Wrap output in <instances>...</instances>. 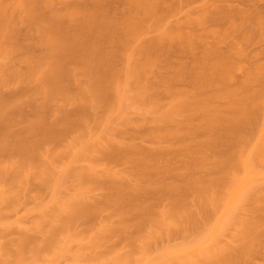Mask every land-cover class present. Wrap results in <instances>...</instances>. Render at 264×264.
Wrapping results in <instances>:
<instances>
[{
  "label": "bare ground",
  "instance_id": "bare-ground-1",
  "mask_svg": "<svg viewBox=\"0 0 264 264\" xmlns=\"http://www.w3.org/2000/svg\"><path fill=\"white\" fill-rule=\"evenodd\" d=\"M172 1L177 3V4H179L178 2H180V0H172ZM181 2H182V0H181ZM129 3H131V7H133V8H132L131 12L129 13L131 17L129 18V16H128L129 14L127 15L128 20L126 19L127 23H126L125 29L123 31H125L124 33H126V36L124 39L125 40L130 39V40L128 41V43H126V41H125L126 44L124 43V47L122 48V51L124 52L122 54L125 55V59H126L124 61L126 63V66L124 68L122 67L121 69H118V68H116L117 65H115V67L111 65V60H110V63H108L110 57L112 56L111 54H108V53L106 54V55H110V57L108 56L109 59L107 57L108 62L105 61L104 58H106V57L104 56V54L103 55L100 54L101 57L100 58L96 57V58L99 61V68L104 66L103 67L104 71L101 69V71H100L101 75L100 74L98 75V74H96L98 68H97V65L94 66L95 62L93 61L91 54H89L91 57L89 55H87V57L89 56L90 59L93 61V63H91L90 61L88 62V60H87V62L91 63V65H92V67L90 69L91 74H92V72L94 73V71L97 69L95 72V75L98 77L96 78V76H94L95 78L93 79V81H96L95 79H98L95 84H97L98 87L100 84V87L98 90L99 94L93 92L96 89H94V90L92 89L93 91L91 90V92H93V93H91V94H94V95L96 94V96L98 95V97H96V98L100 99L99 98V96H100L101 100L103 99L102 101L104 102V105L103 104L102 105L104 107V115H102L103 108L100 107L99 109H101L100 112H101L102 117L100 115V117L98 118V116H99L98 114H97L98 116L95 114L97 116V118H95V116L92 117L91 112L94 110V108L91 106L93 108V110H92V108L89 107L88 104H90V103L86 104V106L88 105L89 109H88V107L84 106L85 102H86L85 100H87V98H88L86 95L90 94V93H88V91H87V94L83 93L85 90L84 89L85 86H83V84L81 85V83H78V82H80L78 80V78H79L78 74L79 73L76 74L77 71H76V69L73 68L72 65H70L71 67L69 66L71 69L69 67H67L68 66L67 64L71 63L70 61L69 62L67 61V63L66 62L62 63L63 66H64V63L66 64V66H64L65 68L61 65L59 66V68L61 67L60 69L64 68V69H66L67 72L64 69L63 70L65 73L62 72L63 70L58 69L62 72V73L61 72H59V73L65 74L66 76H68V78H67L64 75V77L67 79H65V80L63 79L65 81V83L67 81L68 86H67V84H64L63 80L61 81L62 82L61 84H63L65 86V88H64V86L62 87V85L60 86V84L58 85L61 87V91L63 88L62 93L60 92V87L57 86V88L59 89L58 91L60 92L59 94H62V95H59L56 92V90H57L56 87H54V88L51 87V89H50V87H47L50 89V92L52 90L51 93H53L54 90L56 89L55 90L56 93H54L55 96L57 94L58 98H61V99L63 97H65L62 100H65L67 98L66 99V100H68L67 103H70V104H73L75 101H78V97H79V102H84L83 106H80V104L79 103L77 104V102L74 104L76 106L79 105L80 109H83L82 111H84V109L86 108L87 109V110H85L86 114L89 115V111L92 110L90 112L91 116L90 115L89 116H90L91 120L93 119L92 121L94 122V124L91 125V123L86 121V123H85L86 128H85V126H84V128L83 127L79 128V126H80L79 124L81 122V121H78L79 119L77 120L79 122L78 127L76 125V122H74L75 120L74 121L71 120L72 117H73V119H77V117L78 118L82 117L78 114L79 111H78V113L76 112V109L74 110L73 114L69 117L70 119L67 117V119H69V120L66 119V121L64 122V120H65L64 119L59 123L60 125H62L61 123L64 122V124H65L68 122V125L70 124V127H71V128L68 127V129L70 128L69 130L71 131V133H73V131H75V129H74L75 126L77 128V130L75 131V133L77 132L76 136L72 135L74 137V139H73L74 141L71 139L72 141L70 144L69 143L70 140H69V142H67L69 145L66 143L67 145H65L66 147H64V148H66V151L69 152V153H67L69 158L71 160L74 159L75 162H76L75 159L77 158L78 159L76 162V164H77V163H79L78 161L81 160L82 157H84V155H82V154L87 155L86 156V158H87L91 154H92V156H95V155L97 156V154L99 153L101 155L102 161L105 162V165L103 163H102L103 165L101 163L95 164V162L93 161L94 162L93 166H89L88 163L90 165H92V162L90 163V161L88 162V160H87V163H86V167L88 165L87 171L86 172L84 171V173L82 171L81 173H83V175L82 174L80 175V173L78 174L79 176L83 177V178L81 177L82 178L81 179L78 176L80 179L78 178L79 180L77 182H78V185L81 183V185H79L80 188H78L79 186L75 185L73 193H76V192L77 193L75 195L73 193H71L74 196L69 195L70 197H66V196H61L63 194L60 193L61 186H63L62 184L64 183V179H65L64 177L66 176V174H65V176H63V172H66L67 170L69 171V169H70L69 167H71L73 165L75 166L74 162L72 165V164H70L71 163L70 159L67 160L68 162H70L69 163L70 166H69L68 162L65 160H64L65 164H63V162L59 163L60 162L59 161L58 163L61 166H58L59 164H57L56 161H53L54 160L53 156L55 155V153H56V155H59L60 153H62V152L58 153V151H63L60 149H56L55 151H57V150L58 151L53 153L54 154V155L52 154L53 156L51 155L52 161L47 160L50 162V166L52 165V163L57 164V166L59 168L58 170H57V166L54 164L53 165L55 166L56 170L55 169H54L55 171L53 169L51 170V168H54V166L49 168V165H48L49 162H46V159H45L44 162L48 163L47 164L48 168H49L48 172H49V170L54 171L52 173L54 176L56 174L58 175V173H56V172H60V174L62 173L61 175L63 177V180H62V178H60L61 175L60 176L56 175L57 177L60 178V179L59 178L57 179V181H59V183H60L58 185L57 184L58 182L57 181L55 182L56 179H52L51 182L49 181L50 180L49 177L52 176L51 174H50V176H49V174H47L48 176H46V175L44 176V174L42 172H40L41 175H43V179H42V177L40 178L41 182L43 180H45L44 177L45 178L48 177V179H49L48 180L46 178V180H45L47 183L46 184V186L48 188L47 190H49V188H50V191L52 190L51 192L49 191V193H50L49 197H51L53 190H56L55 188L57 187V185L58 186L61 185L59 187L60 189L57 188L59 190L60 194L57 195V191H54L56 194L54 193L55 195L54 196L52 195L53 196L52 199L55 200L54 203H55V206L57 208L56 207L52 208L53 212H51V213H53V214H51L50 216L53 217L52 218L53 220L50 221L51 224H49V221H47V223L46 222L43 223L44 219L42 217H46V216L42 215L41 214L42 212H38L42 216L39 215V217H38L39 219L37 220L38 222L36 221L37 223L36 222L34 223V225H36V227H34L33 229L37 230V231L40 229L38 235L42 234L39 236H41V237L43 236V239H41V237H38V236H37L38 237L37 239L40 238L41 240L40 239L39 240L42 241V243L39 241L41 243L40 245H37L38 243L36 244V242L31 244V243H29V240H28L29 238H27L28 236L26 234L21 235V237L18 240H16L14 243V246H15L14 253L15 254L13 253V255L16 257L15 258L16 261H14V262H16V264H25L23 262L24 261L23 259H25V260L30 259L31 261H33L32 262L33 264H72V263L73 264H117V263L118 264L119 263L120 264L121 263L127 264L130 260L132 261V258L128 261V259H124L123 257L127 258L128 254H130L132 256V253L136 252V251L131 252L132 250L133 251L135 250L134 245H136V246L140 245L141 248H139V250H141V251L138 250L137 252L139 253V255L141 254L140 255L141 258L143 257L142 262L140 260L141 259L140 256H138V253H137V255H135V256H138V258L135 256H132V257H135L134 258L135 262L133 261L134 262L133 263L130 261L129 264H132V263L133 264H145V263L147 264V262H148V264H150L151 259L149 260L148 257L153 258L152 256H150L151 254H149V252L151 251L150 250L151 248H148V249L146 248L148 251L149 250L150 251L149 252L146 251L147 253H145V248L143 246L146 243L144 241L143 245H141L142 239L139 240V238L142 237L140 235L142 233V231L145 232V233L143 232V234L145 236L151 237L152 236L151 234L153 231L151 232V230H149V229H151L150 227L153 224L155 225V224L159 223V224H161V226H163V225L165 226V228L161 227L162 229H164L163 233L165 235H160L159 234L160 231L157 233V235L159 234V236H168L171 233L167 234L165 232L172 230L171 225H173V224L175 225L177 222L178 223L182 222V221L184 222V220H186V221L191 220L190 222H188L189 226L192 225L193 222L197 223V221H198V225H200L202 222L205 221L207 223V221H208L207 224L210 226L208 227L207 224H205L207 226L208 230L205 228L206 226H204V225H202V227L201 226L197 227L198 225L194 224L193 226L189 227L192 229H197V228L204 229L205 228L204 231L207 230V232L204 233V235L209 234L208 237L205 236V238H204L205 241L200 240L201 238L199 239V241L201 243H202V241H204L202 244L199 242L200 243L199 247L196 246V244L194 245V243H192V244L189 243L191 245L185 244V247H184V245L181 246L179 251L176 250L175 248L173 249L172 247H169V248L166 247V249L167 248L171 249V251L170 250L168 251V249H167V251H168L167 255H171V254L173 255L174 252L177 253V254H174V258L172 257V255L170 256V258L165 255L166 258H168L166 260L170 261L169 263H171V261H173L171 259H174V261L177 259L179 261V263L176 260L175 264H201V261L207 262V264H264V193H263V195H261L262 194L261 191L259 194L262 197L261 196L260 197L255 196L256 199L254 198L255 199L254 201H258L261 198L258 201L259 202L258 205H256L257 202H255V205L257 206L258 209L261 208L260 209L261 211L257 209V211H260V212L255 213L256 215L254 214V216H252L253 214L250 215V216H252L251 217L252 219L250 218L251 219L250 221L248 219V221L245 224H244L243 220L246 221L248 217H243L244 219L241 218L242 220H240V222L243 221V224H242L243 227H241V225H240V227L242 229H239V228L237 229L238 223H240V222H238V221H237V223L235 222L236 223L235 225H237V226H235V231L241 230L240 233L238 231L236 232L237 234H239V237L241 238V239L239 238L241 240V243L238 242L240 244V246L238 243H232L233 240L235 239L234 238L235 235H234L232 237L233 240H232V242H229V245H231V243H232V245L237 244L238 245V246L236 245L237 248H235L236 246L233 245V246H235L234 250H231L232 247L228 248L229 245H227V246L224 245L225 247H227V251H224V249H225L224 248L222 250V253H221V251H218L217 249H215L217 247V246H215L217 244L216 243L217 241H216V239H214L215 238L214 232H217V230H220L219 228L222 229V227L225 223V222L223 223V221H225V220H223L222 221L223 225H222V223H221L222 219H224V218H228V220L231 219V215H230L231 213L230 212H228L230 215V218L224 217L227 213V210L231 211L228 209V207L230 205L232 206V203L235 200L242 199L239 197H245L244 195H246L245 189H247L246 188L247 185L250 184L249 182L252 181L251 179L255 178L254 176L257 177V174H258L252 166H251L252 168L250 167L249 162H251V161H249L250 160L249 155L251 154V150H250V154H248L246 151V148L244 146V145L248 146V144H247L248 142L247 143H244V142L247 140L246 137H248V135H249V131L248 132H246V131L250 130L251 127L253 128V126H251V124L254 125L253 123H256L253 120H255V118L260 117L261 112L257 113V111H259V110H257V108H256V111L252 110V108L254 107L253 104H252L251 109L248 108V104H249V107H251L250 104L253 103V101L251 102V100H250V98H251L250 94H246V96L249 95V102L250 103H248V101H247L248 99H246L248 97H245V95L242 96L244 90H241V89H242V87H244V85L240 87L241 89L238 87L234 88L233 86L230 85V82L232 80V75H231L230 70H232V68H237L238 70L244 69V66L242 65V59H240L242 56H239V55L236 56L235 55V56H233V58H232V56L223 57V56H220L219 54H217V52L215 50H212L209 47H205L204 50L202 51L201 58H197L194 61L193 67L191 68V71H189V69L187 67H185L186 66L185 64H184L185 66L182 65L181 64L182 62L180 63L181 66L179 65V68H175V70H173L172 72L169 71V72H171L170 74L168 72L166 73L167 67L165 68V71H164L165 73H162L163 71L160 69L162 72L159 73V71H158L159 75H158V73H156L158 78L156 77L157 81H155V82L162 83L164 86V93L166 94L165 95L166 101L162 102L161 98L159 97L160 92H157L160 90V88H159L160 86L158 87L159 90H154L156 88V86H154V85H157L158 83L152 85V86H154V88H152L151 85H149V82L152 80L150 78V76L153 75L151 77H154V80H155L156 75L154 76V73L157 72L156 69L158 67V65H157L158 61H159V63H161L160 59L163 57L161 60H164V57H165L164 55H166V53L168 51L170 52L169 54H172L173 52L171 53V50L173 47L171 48V50H165V48H164L166 45L165 44L163 47L164 49L161 48L160 46H158V43H156V41L154 40L155 35H153L154 37H152V38H154V39H151V42L155 43L157 46L156 45L154 46L152 43H150V41L148 42L149 44H147V43L142 44L141 42L145 37L140 42V39L145 34L146 30L149 29V27H148L149 23H148V25L144 24V21L146 19L142 21L141 14L144 15L143 17H146V15H147V18L149 17L148 21L152 20L149 22H152L153 24H155L154 26H156V28H155V27H153V24L150 23V24H152V27H153L152 31L154 33L151 30H149V31H151V33H153V34H156L158 38L161 36V34H163V35L166 34L168 39L171 41V42H169V40H168V43L173 42L172 46H174V43H175L180 48H184V49L188 48L189 50H191V48L193 46V40L194 39H193V36H191L192 35L191 33L182 30L183 27L181 28L179 26L182 23L178 24V27L176 26V28H174V26H173L172 30H171V28H170L171 26H170L169 27L170 31L167 30L168 26L166 24H167V22H168V25L170 24L168 19H170L171 15H172L171 14L170 18L167 19L166 17L169 16V15H167V13L170 14L171 12H174V15H175V12H176L174 9L171 8L172 7L171 5L165 6L167 13L164 10V12H165L164 14H166V15L163 17L162 15H158L159 12H157V10H156L157 5H158L157 0H130ZM180 5L181 4H179V7H180ZM175 7H174V3H173V8H175ZM181 8L182 7H180V11H181ZM177 11H179V10H177ZM180 11L178 12V14L181 13ZM184 11H186V10H184ZM184 11L182 13H187V11L186 12H184ZM188 16H190V15L188 14ZM87 17L88 16H86V21L88 19ZM185 17H183V18H185ZM91 19L93 20V22L95 21L93 18H91ZM189 20H190V18L188 19V21ZM192 20L194 21V19H192ZM197 20H198V23H201V21H199L198 18H197ZM90 21L88 20L89 23H90ZM98 21H99V25H100L101 21L100 20H98ZM93 22H91V24ZM186 22H187V20H186ZM94 23H96V21ZM102 23L103 22H101V24ZM108 23L110 24L111 22H108ZM91 24L89 25V27L94 25V24H92V25ZM97 24L98 23H96V26H98ZM187 24L188 23H186L185 26ZM182 25H184V23ZM86 26H87V24H86ZM107 26L109 28L107 34H109L110 33L109 31H111L112 28H110L108 24H107ZM107 26L105 25V27H107ZM84 27H85V24H84ZM93 27H90V28L92 29ZM112 27H115V26L112 25ZM121 27H122V25H121ZM154 28H155V31H154ZM85 29L88 30L89 28L86 27V28H84V30ZM89 30H88V32H89ZM115 30H116V28H115ZM82 31H81V33L86 32V31L85 32L84 31L82 32ZM112 31H114V28ZM112 31H111L112 34H117V32L113 33ZM155 32H157V33H155ZM148 33H150V32H147V34ZM43 35H44V33L42 34V36ZM127 36H128V38H126ZM46 37H42V40H44L47 43L48 40H45V39H48V38H46ZM108 37H109V35H108ZM115 37H116V35H115ZM115 37L113 35V40L114 41L116 40V42H119V41H117L118 39H115ZM165 37L166 36H164L163 41L167 40V38H165ZM111 38H112V35H111ZM118 38H119V36H118ZM160 38H162V37H160ZM160 38H159V41H161ZM124 39H122L123 42H124ZM122 40H121V42H122ZM114 41H111V43H114ZM121 45H123V44H121ZM177 45H175V47ZM161 46H163V45L161 44ZM170 47H171V44H170L169 48H167V45H166L167 49H170ZM178 47H176V48H178ZM115 48H117V46ZM112 49H114V48H112ZM119 49L116 50V52L121 50V49L120 50ZM69 50L66 51L67 52L66 55L68 56V54H69L70 57L73 59L76 58V56H74V53L73 54H72V52L70 53ZM114 51H115V49H114ZM179 51H181V49ZM95 52H97V51H94V53ZM117 53H119V52H117ZM239 53H241V52H239ZM71 54L74 57H72ZM97 54H99V53H97ZM116 54H115V56H117L120 59V57ZM119 54H120V56H122L121 53H119ZM45 56L41 57V59L42 60L47 59L46 58L47 56L46 57ZM115 56H114V58H117ZM81 57L84 58L85 56H81ZM166 57H167V55H166ZM102 58L104 60H102ZM122 58H123V56L121 57V59ZM39 59H37V61ZM41 59L39 60L40 63L43 62V61H41ZM78 59H79V57L77 58V60H75V59L74 60L79 61ZM37 61H35L36 64H39V62L37 63ZM46 61L43 62L44 63L43 65L47 64ZM124 62H122V63L125 64ZM163 62H165V60ZM29 63L32 64L31 61ZM29 63H27V66L29 65ZM106 63H108L110 65L106 66ZM33 64H32V67L33 68L36 67V69H38V70L35 71L34 69L30 68L29 66H31V65H29L28 66L29 71H30V69H32V71H31L32 75L35 74V73H33L34 71L36 73L39 71V68L37 67L38 65L36 66ZM83 64L85 66V63H83ZM43 65L41 64L40 66L42 67ZM88 65L90 66V64H88ZM3 67L5 68V66H2V68ZM4 68H3V70H1V72H2V76L0 77L1 81H2V77H5V72H3ZM10 68L12 69V67H10ZM68 68H69V70H68ZM93 68H95V69L93 70ZM169 68L172 70V67L169 66ZM73 69L75 70V72L73 71ZM7 70H9V68H7ZM69 71L71 74L69 73ZM73 72L75 75L73 74ZM66 73H68L69 75ZM29 75H27V76H29ZM260 75L261 74L259 72V68L257 65H255L254 68L251 67V69L248 68L245 71L244 80L249 81L250 79H254V78L257 79ZM69 76H71V78ZM72 76L76 77V78L78 77L77 78L78 81L75 78H73ZM99 78H100V82H98ZM74 79H75V82L77 81L76 83L81 85V86H79L78 84L74 85L76 87V89H78L80 87L79 88L80 89V92H79L80 95H79V93L75 92L77 98L76 97H74V98H76L77 100L72 98V96H75V93L72 91H69V89H70L69 84H73L72 82ZM154 80H153V83H154ZM183 80L188 82L189 88H181V89L177 88L175 83L176 82L179 83ZM70 81H71V83H70ZM131 83L133 84V86H135L134 88L130 87ZM151 83H152V81H151ZM66 86L69 88L68 90L66 89ZM94 86H96V85H94ZM163 86H161V88ZM210 86H212L213 88L206 91V92L202 91L204 88H210ZM45 87L41 86V88H43V90L40 88V91L41 90L45 91V89H46ZM98 87H97V89H98ZM94 88H96V87H94ZM158 88H156V89H158ZM65 89L70 93V95H72V93L74 95L69 96V93L68 92L66 93ZM82 89H83V92H82ZM87 89L88 88H86V90ZM46 93H49V91H46V92H44V94H41V95L43 96ZM83 94H84V97L86 96V99H84L83 96L81 97V95H83ZM46 95L51 96L52 94H46ZM90 95H88V96H90ZM94 95H92V96H94ZM55 96L45 98V100L49 99L50 100L49 103L50 102L52 103L54 99H55L54 101L59 100L60 102H63L61 99H58V98L56 99ZM92 96H90L88 98V100L92 101V99H90ZM251 96L257 97V95H251ZM45 97H47V96H45ZM52 98H53V100H52ZM69 98H71V99H69ZM253 99H255V98L253 97ZM66 100L64 102H66ZM70 100L72 101V103L69 102ZM73 100H74V102H73ZM94 100H93V102L96 103V100L95 101ZM93 102H92V104H95ZM51 103L46 104L47 107H49L48 105H51V106L54 105L53 103L52 104ZM57 103L58 102H55V106L59 105V103L58 104ZM98 103H99V101H98ZM100 103H102V102H100ZM100 103H99V105H101ZM125 103H127V104L125 105ZM128 103H131L133 105L135 103L134 107L139 106L138 104L140 103L145 108L144 112L155 114L152 116V118L155 116L152 119V121L150 119L151 122L149 120H147V121L143 120V125L145 123H147L148 121L150 122V124H148L149 126L146 125L147 127L144 128V131L138 132V134H136V136H134V137L132 136L133 140L135 138H144V136L146 138L148 137L155 144V146L153 148L148 149V148H144V147H140V146H136V145H131L132 143L131 144L128 143L129 145L124 144L125 143L124 142V136H123L122 141L120 138H119L120 140H113L114 137L112 138V135H115L113 133V131H115V130L116 131L118 130L120 132L122 131L121 129L120 130L117 129L114 124L120 123L119 120L122 121L120 124V126H121L120 128L126 127V126H123V123H124V125H126L128 123L131 124V122H129L127 119L124 118V110L126 111V113H128V109L130 108V107L129 108L127 107V106H129ZM46 105H44V109H42V110H45ZM133 105H131L132 108H134ZM51 106H50V108H52ZM125 106L127 108H125ZM47 107H46V109H47ZM255 107H256V105H255ZM90 108H91V110H90ZM80 109L78 108L77 110H80ZM140 110L143 111V109L139 106V111ZM82 111L80 112L81 115L83 114ZM87 111H88V113H87ZM263 112H264V110H262L261 117L263 116V118H264ZM42 113H40L42 115V117L41 116L37 117L38 113H36L37 114L36 118H39V120L41 122L38 121L37 119L36 120L38 123H42V125H43L44 123L42 122V118L46 113L44 112V115ZM74 113H76V114H74ZM86 114H84L85 117H86ZM258 114H259V116H258ZM73 115H75V116H73ZM88 115H87V118L89 117ZM255 116H258V117H255ZM253 117H255V118L253 119ZM83 120H82V123L85 122V121L83 122ZM261 120H263V119L261 118ZM137 121L139 122V120H137ZM37 122H36V125L33 124V126L34 125L36 126L35 127L36 129H38L39 125L42 126L41 124H38ZM70 122H74V123L71 124ZM87 123H89L90 125L87 126L86 125ZM140 124H142V121ZM118 125H117V127H119ZM132 125H130V126H132ZM261 125H262V123H261ZM261 125H259V126L261 127ZM263 125H262V127H263ZM49 126H51V125H49ZM49 126H47V125L44 126L45 133L43 134L44 136L42 135L46 141L48 140V138L51 137V136H49L50 133L53 136L52 137L53 139L57 138L54 140L50 138L51 141L52 140L53 141L58 140L59 137L62 138V140H63L67 136V135L64 136L63 134H61L62 130L64 129L63 127H62L63 129L60 128L61 129V131H60V130H58L59 129L58 125H57V128H54L55 127L54 125L51 126L55 130H53L52 128H49ZM133 126L135 127V125H133ZM249 126H251V127L248 128ZM256 126H257V124L254 126V128ZM259 126L257 127L258 128L257 131L258 132L260 131L259 136H257L258 139L262 138V136L264 135V127L260 128ZM35 128L33 130H35ZM45 128L49 129V135H46L48 133L47 132L48 130ZM72 128H73V131L71 130ZM78 128L80 130L84 129L85 131L84 130H83V132L80 131L79 132L80 134H79ZM137 128L141 129L139 126ZM242 128H243V130L246 129L244 131L246 133H248L245 137L243 135V133L245 134V132L242 130ZM259 128H260V130H259ZM141 130H143V128ZM65 131L67 132V130H65ZM241 131H243V133ZM122 132H124V131H122ZM62 133H64V132H62ZM68 134H70V133H68ZM77 134H79V135H77ZM45 135L48 136V138H46ZM62 135L64 136V138ZM21 137L24 139L27 138V137H23V136H21ZM24 139H23V141H26V139L25 140ZM36 139H39V138H36ZM40 139H41V141H43L42 138H40ZM104 139L108 140V141L106 140L107 146L103 141ZM27 140H28V138H27ZM62 140L61 139L59 140L60 143L62 142ZM34 141L36 142L37 140H34ZM59 141H57V143ZM102 141L105 145L102 144ZM29 142H31L30 145L28 144ZM32 142H33V140L30 141V139H29L27 142H25L27 144H24L22 142V139H21L19 141V143H22V145L23 144L25 145V146H21V144L18 145V141H17L16 146L18 145L17 149H19L18 151L21 155L17 153L18 151H17V149H15L16 147L14 148V150H16L17 152H15V151L14 152L16 154H18V156L20 157L19 161H21V163H23L22 161L24 159L27 160V158L30 155H31L30 157H33V158L32 159L29 158L28 163L30 162V160H31V162L32 161L37 162V159H34V158H36L39 147H38V145H36L37 142L36 143H32ZM38 143L42 144V142H39V141H38ZM57 143L55 142L54 144H57ZM93 145H95L97 149ZM101 145H103V146H101ZM20 146L23 147L22 148L23 151H26L29 153L33 152L36 154L31 153V154H29V156H28V153L25 154L26 152L23 154L22 149L18 148ZM57 146H58V144H57ZM89 146H93L94 148H90ZM171 146L175 147L173 150L175 152L174 153L175 157L170 155L173 153L172 152L173 148ZM99 147L103 148V149H99ZM169 147H171L172 149L170 148L171 149L170 150ZM20 149L22 152L20 151ZM34 150H37V151H34ZM247 150H248V147H247ZM64 151H65V149H64ZM64 151L62 154H65ZM248 152H249V150H248ZM93 154H95V155H93ZM67 155L65 154L66 159H68ZM21 156H22V158L25 156L23 160L21 159ZM26 156H28V157H26ZM51 156H49V157H51ZM59 156L58 157L56 156L57 157L56 160L59 159ZM62 156H64V155H62ZM80 156H81V158H80ZM170 156H172V157H170ZM176 156H178V158ZM169 157H170V159H169ZM179 157H180V160L182 159V162L181 161H179L181 163L177 162V165H179V164L180 165L179 166L172 165L170 160L171 159L174 160L175 158H176L175 160H179ZM9 158H11V155L9 156ZM86 158H84V159H86ZM98 158H100L99 155H98ZM98 158H97V160H99ZM63 159H64V157H63ZM82 161H84V160L82 159L80 162H82ZM35 162L33 164L34 166L36 164L35 167H37V168L42 167L43 168L40 161L37 162V163H40V164H38L39 166H37V163H35ZM21 163L19 164L21 170H22V167L25 165H26L25 166L26 168L29 167L28 165H30V167L33 166L32 164L27 165L26 162H24V163H26L25 165H23L24 163L23 164H21ZM127 163H129V166H128L129 170L128 171L130 173L129 176H132L131 178H129L128 174H126L125 172L119 171L117 168L118 165H120V164H122V165L126 164L127 165ZM130 164H131V167L133 168L132 172H130V170H131ZM67 165H68V167H67ZM170 165L172 167H170ZM44 166L46 167L45 163H44ZM99 166H101V167H99ZM4 167L5 166H3L2 168L4 169ZM33 167H32V169H33ZM60 167H62V168H60ZM96 167H99V169H96ZM26 168L23 170L26 171ZM42 168H41V170H42ZM28 169H30V168H28ZM32 169L30 171H28L30 175L32 174V172H31ZM198 169H200V170L202 169L204 172H202ZM41 170H39V171H41ZM43 170L46 172L47 168H45ZM192 170H195V172ZM196 170L199 171L198 173L201 172V174H193V173L197 172ZM210 170H211V172H209ZM3 171H5V170H3ZM252 171H254V172H252ZM253 173H254V175H253ZM19 174H20V172H19ZM23 175H25V177H27V178L28 177L31 178V176H32V175L27 176V173L24 171H23ZM260 176H261V174H260ZM30 178H29V180H30ZM262 178H261V180H262ZM18 179L20 180L21 178H18ZM60 180L63 182L62 184H61ZM80 180L82 182H80ZM22 181L23 180H21L20 182H22ZM26 181L27 180L25 179V183L28 182V181L27 182ZM25 183L23 181V184H25ZM48 183H50V184H48ZM82 183H83V185H82ZM42 184H45V183H42ZM48 185L50 187H48ZM52 186H53V188H52ZM88 186H89V189L92 186L93 190L105 189L106 193H104V197H105L104 199H105L107 204L105 203L104 200H100V201L98 200V202H100V203L95 201L96 204L95 203L91 204L89 202L90 203L89 204L87 202V198L85 197V196H90V195H88V192L90 191L87 188ZM84 189H86V190H84ZM261 190L263 191L264 188H262ZM84 191H86V193ZM17 192H19V191H16V193L14 192V195L18 194ZM83 192L85 194H83ZM242 194H244V195L241 196ZM259 194H257V195H259ZM14 195H12L11 197H13ZM59 196H61L62 198L60 197L61 199H59ZM16 197H18V195H15L13 198H16ZM56 197L59 200H57ZM52 199L50 198V200H49L50 203H51ZM88 200H90V199L88 198ZM166 200L170 201L171 206L174 207V211H172L173 209L171 210L170 208L166 209L167 204L164 205ZM40 201L42 203H44V204L41 203V207H43V205L46 206L45 202H43L42 200H40ZM101 201L103 202V204L105 203V205H103V207H102ZM167 201H166V203H167ZM56 202H58V204H56ZM54 203L52 202L51 205H54ZM238 203H240V202H238ZM238 203H234L233 207H234V205H236ZM108 204H109V206L114 207V210H115V213L113 210H111L109 213L111 214V212H112V214L114 213L113 216H116L117 218L120 217L121 218L120 221L123 219L125 220V218H124L125 216H129V217L132 216V217H130L131 218L130 221H129V217H128L127 223L132 222V220H134L133 222H136V224L131 223V226L136 227V228H133L131 226L129 227L127 225L129 228L134 229V230H130L125 225L126 222L123 223L126 226L127 230H124L125 227H123V225H122V228H120L119 231L121 230V232H122V229L124 228L123 232H125L127 237L123 236V234H122L123 232L121 234L119 232L120 235L119 234L118 235L123 236L124 237V239L122 237L123 240H125L126 238L128 240L130 239L128 242L125 240V242H127L128 244L132 239V242H130L131 245L125 246L127 248H124L123 250L121 248L124 247V245L122 247H120L121 245L119 247L113 245L116 249H114L112 251V255L114 257L112 259H111V255L109 257L107 253L105 255V252H101L102 254L100 255V253L98 252L99 255L96 254L97 257L98 256L103 257L105 255L104 257L108 256L106 258L109 260H106V258H105L106 261L104 262V258L102 260V259H99V257L97 258L94 255V256H92L93 259H94V257L99 259L98 262L96 259L97 263L96 262L94 263L90 259L91 256H90V258L88 257L90 260L86 258L89 253H84V251H82V247L87 246L90 243V241H88L87 244L84 242L86 240L83 241L84 235L82 236V233L80 231L81 229H77L80 232L76 231V229H74V224L78 226V224L76 223L77 220L79 223V220L82 219L81 221H83V222L85 221L86 224L88 225L87 227L92 229L90 226L94 223H97L95 225L98 226V228H97L98 230L95 231L96 230L95 225H93V230L95 232L92 230V236L96 237V238L98 237L97 238L98 241L99 240L101 241V239H102L101 235H104V233H105L104 236H106L108 238L109 236H107V235H110L109 233H111V231H109V229L111 230L112 226H110V228H109V226H105V220L107 218L105 217V215L103 216L104 217L103 218V217H101L102 214L101 213L99 214L100 210L102 211L105 208L104 206H106V205L108 206ZM38 205L39 204H36V206H38ZM91 205H95V206H91ZM34 207H33V209H36V207L35 208ZM38 208H40V207L38 206L36 211H39ZM101 208H103V209H101ZM194 208L197 209L196 215H198L197 216L198 219H199V217L203 216V218H205L204 220L202 218L199 221L196 218V222L195 221L192 222V220H194L196 217V215H195V217L193 216L196 213L194 211L195 210ZM44 209H45V207L43 208V210ZM40 210L42 211V209H40ZM108 210H110V209L108 208ZM213 210H214V212H213ZM200 211L202 213L203 212L204 213L202 214ZM193 212H195V213L193 214ZM206 212H208V213H206ZM109 213L106 215L107 216L110 215ZM213 213H216V214H213ZM43 214H45V213L43 212ZM200 214H202V216ZM211 215H213V216L217 215V217H215L214 219L212 218V221H211V219H210ZM50 216H49V218H50ZM113 216H112V220L114 219ZM108 217L111 218V216H108ZM110 218L106 224H108L109 222L111 223ZM132 218H134V219H132ZM126 219H127V217H126ZM115 220L116 221L113 222V224H111L114 226V229H112V231L115 230V227H116L114 224L117 222V219H115ZM213 221H214V223H212ZM226 221H227V219H226ZM110 223L108 225H110ZM220 223H221L222 227L219 226ZM44 224H45V227H42V226H44ZM46 224L51 225V226H48ZM116 224L118 225V222ZM147 225H149L148 226L149 229L147 231H145L147 229V227L146 228H144V227ZM154 225H153V227H154ZM183 225H184V223H183ZM185 225H186V223H185ZM212 225H213V227H211ZM77 226H76V228H77ZM84 226H86V225H84ZM158 226H160V225H158ZM158 226H156L157 228L154 227V230H156V229L159 230ZM166 226H167V229L169 228V226H171V229H169L167 231ZM179 226H181V225H179ZM194 226H196L197 228H195ZM103 227H106V228L108 227L109 229L108 230L105 228L103 229ZM118 227H120V226H118ZM181 227H183V226H181ZM181 227L179 230H181ZM44 228H49V229H45V232L47 230L46 235H45L44 230H43ZM177 228H179V227H177ZM177 228H175L174 231L175 230L177 231ZM211 229H214V232H212L213 230H211ZM116 230L117 231H113V232L114 233L118 232V229H116ZM106 231H107V233L109 231V233L106 234ZM83 232H84V234L88 233L85 231H83ZM113 232L111 233V235L113 234ZM148 234H150V235H148ZM172 234H174V233H172ZM111 235H110V237H111ZM136 235H137V237L138 236H140V237L137 238ZM104 236H103V239L106 240L107 238H105ZM134 236L139 240V242H137V239ZM91 237H90V239L92 242ZM155 237H156V234H155ZM155 237H153V238H155ZM111 238L112 239L116 238V235H115V237L112 236ZM86 239L89 240V237L87 236ZM133 239H136V242ZM151 239L152 238H150L149 241H151ZM202 239H203V237H202ZM212 239L215 240V243H216L215 245L210 244L213 242ZM236 239L238 241H240L238 238H236ZM105 240H103L101 242L103 243ZM144 240H147V238ZM208 240H210V241H208ZM133 241L136 244H134ZM149 241L147 240V242H149ZM152 241H153V239H152ZM151 242H150V244L147 243L148 245L146 244L147 245L146 247L150 246ZM196 242L197 241H195V243ZM206 242H208L207 246H206ZM208 244H210L211 246L208 247ZM227 244H228V242H227ZM74 246L76 249H74ZM131 246H134V247L131 250H127L128 248H131ZM189 246H191V247H189ZM205 246H206V248H205ZM212 246H213L212 252H214V254L210 253V250L208 252V249L211 248ZM224 246H222V247H224ZM72 247H73V249H72ZM194 247H196V248L194 249ZM113 248H109V246H108L107 249H113ZM190 248H192V249H190ZM107 249H106V251H110ZM119 249H121V250L119 251ZM166 249L164 251H166ZM213 249L215 251L217 250L216 253H215V251H213ZM116 250L118 251V253L116 252ZM124 250H126V252L129 251V253L127 252V254H126L127 256L125 254H122V251H124ZM195 251H197V252L194 253ZM223 251L225 253H223ZM96 252L97 251H95V253ZM113 252L115 253V255ZM119 252H121V254ZM217 252H219V254H223V255L218 256L219 254L216 255ZM103 253H104V255H103ZM109 254H111V253H109ZM164 254H165V252H163L160 256H162ZM122 255H123V257H122ZM190 255H192V256L195 255V256L192 257ZM196 255L197 256L200 255L199 256L200 259L198 258L199 260L196 259L197 258ZM212 255H214V256H212ZM24 256H26L27 258H24ZM177 256H178V258H177ZM185 256H186V258H184ZM63 257L65 258V260L67 257H69V258H67V260L64 262V261H62ZM129 257L130 256H128V258ZM180 257H183L184 259L181 260ZM146 258L148 260L147 262H145ZM137 259H139V260H137ZM30 260H29V262H30L29 264H31ZM143 260H144V262H143ZM174 261H173V263H174ZM8 264H10V263L8 262Z\"/></svg>",
  "mask_w": 264,
  "mask_h": 264
},
{
  "label": "rangeland",
  "instance_id": "rangeland-1",
  "mask_svg": "<svg viewBox=\"0 0 264 264\" xmlns=\"http://www.w3.org/2000/svg\"><path fill=\"white\" fill-rule=\"evenodd\" d=\"M157 1H158V3H157L158 5H157L156 10H157V12L160 13V14L158 13V15H162L163 17L166 15L164 13L165 12L167 13V10L165 7L167 5H171L172 7L171 6L170 7L176 11L175 15H174V12H171V11H170L171 12L170 14L167 13V15H169L166 17L167 19L170 18L171 14L173 15V16L171 15V18L168 19L170 24L168 25V22H167V24H166L168 26L167 30L170 31V29H169L170 26H171L170 28L172 30L173 26H174V28H176V26L178 27V24L184 23V25L181 24L179 26L181 28L183 27L182 30L191 33L192 34L191 36H193V39H194L193 40V46H192L191 50H189L188 48H187L188 50L186 48L185 49L180 48L175 43H174V46H172L173 42L168 43L169 39H168L166 34H164V35L161 34L160 37H162V38L159 37L161 39V41H159V38L157 37V35L153 34L154 32L152 31L153 27L156 28V26H154L155 24H153L152 22H149L152 20L148 21L149 17L147 18V15H146V17H143L144 15L141 14L142 21L146 19L144 21V24L148 25V23H149V25H148L149 29L146 30L145 34L140 39V42L145 37L141 43L142 44H144V43L149 44L148 42L150 41V43H152L151 39L155 38L154 40L156 41V43H158V46H160L161 48H163L165 44L167 45V48H169V46L171 44L170 49H167L166 45H165V47H164L165 50H171V48L173 47L171 50V53L173 52L172 54H169L170 52L168 51L166 53L167 57H166V55H164L165 56L164 57L165 62H163L164 60H161L163 57L160 59L161 63H159V61H158V64H157L158 67L156 69L157 72L154 73V76L156 75L155 80H154V77H151L153 75L150 76V78L152 79L151 80L152 83L150 81L149 85H151L152 88H154V86H156V88H158L160 86L159 87L160 90H159V88L158 89L155 88L154 90H159L157 92H160L159 97L161 98L162 102L166 101V98H165L166 94L164 93L163 84L155 82V81H157L156 77L158 78L156 73H158V71H159V73H161L162 71H163L162 73H165L164 71H165V68L167 67L166 73L168 72L170 74L173 70H175V68H179V65L181 66V64L182 65L185 64L186 66L185 65L184 66L187 67L189 69V71H191V68L193 67L194 61L197 58H201L202 51L204 50L205 47H209L210 49L215 50L217 52V54H219L220 56H223V57L232 56V58H233V56H235V55L236 56L237 55L242 56L241 58L239 56L238 57L240 59H242V65L244 66V69L238 70L237 68H232V70H230L231 75H232V80L230 82V85L233 86L234 88L235 87L240 88L241 86L244 85V87H242V89L240 88L241 90H244L242 96L245 95V97H248L246 99H248L247 101H248V103H250L249 102V95L246 96V94H250V97L252 98V99L250 98V100H251V102L253 101V103L250 104L251 107H249V104L247 103L248 108L251 109L252 104L254 107L256 105V107L255 108L253 107L254 109L252 108V110L256 111V108H257V110H259V111H257V113L261 112L260 113V117H261L262 110H264V0H182V2L180 0V2H178V3L181 4L180 5V7H182L181 11H180L179 4L173 2L172 0H157ZM129 2H130V0H0V77L2 76L1 70H3V68H4V67L2 68V66H5L4 71H3V72H5V77H2V81L0 80V167H1L0 168L1 169L0 170V264H5V263L8 264V262L10 264H16V262H14V261H16L15 260L16 257L13 255V253L15 251L14 243L16 240H18L21 237V235L26 234L28 236L27 238H29L28 239L29 243H31V244L36 242V244L38 243L37 245H40L42 243V241H40V240L43 239V236L42 237L39 236L42 234L38 235L40 229L38 231L33 229L34 227H36V225H34V223L39 219L38 218L39 215L40 216L44 215L46 217H42L44 219L43 223L44 222L47 223V221H49V224H51L50 221L53 220L52 219L53 217L50 216L51 214H53V213H51V212H53L52 208L56 207L55 203H54L55 200L52 199L53 196L56 194L54 191H57V195H59L61 193V194H63L61 196H66V197H70L69 195L72 196L73 194L75 195L77 193V192L73 193L75 185L76 186L81 185V183L78 185L77 181L82 176H79L78 174L80 173V175L81 174L83 175L84 171L85 172L87 171L88 165L93 166L94 162H95V164L96 163H101V164L103 163L105 165V162L102 161L101 155L99 153L97 154V156L95 154H93L95 156H92V154H91L87 158H86L87 155L82 154V155H84V157H82V159L85 162L84 161L80 162L82 160L81 159L78 161L79 163H77V164H76V162L78 160L77 158L75 159L76 162L74 161V159L71 160L69 158V156L67 155V153H69V152L66 151V148H64V147H66L65 145L68 144L67 142H69V140H70L69 143L71 144V141L74 139V137L72 135L76 136L77 132L75 133V131L77 130V128H76V126L74 127L75 131H73V128H72L71 130L73 131V133H71V131L69 130L71 128L70 124L68 125V122L64 124V122L66 121L67 117L69 118L73 114L75 109H76L77 113L79 111L78 114L82 117H80L78 115L80 118L77 117V119H73V117H72L71 120L72 121L75 120L74 122H76L77 127L79 124L78 121H81L79 124L81 127L79 126V128H82V127L84 128L86 121H88L89 123H91V125H93L94 122L92 121L93 119L92 120L90 119V116L92 115V117L95 116V118H97V116L99 115L98 116V118H99L101 115V112H100L101 109H99L100 107L103 108L102 115H104V107H103L104 102L102 101L103 99L101 100L100 96H99L100 99H98V98H96V97H98V95L96 96V94L95 95L91 94L93 92L99 94L98 90L100 87L99 83H98L99 87L97 86V84H95L98 79H95L96 81H93V79L95 78L94 76H96L95 72L97 69L94 71V73L92 72V74H91V70H90L92 67L91 63H93V61L95 62L94 66L97 65V68L99 70V71L97 70L96 74L99 75L101 73L100 72L101 69L104 71V68H103L104 66L99 68V61L97 60V58L98 57L100 58L101 55L104 54V56L106 57L104 59L106 62H108V59L110 57V55H106L108 53V54L112 55L109 59V62H108V63H110V60H111L112 66L115 67V65H117L116 68H118V69H121L122 67L124 68L126 66V63L124 62L126 59H125V55L122 54V53H124L122 51V48L124 47L125 41H126V43H128V41L130 40V39H127V40L124 39L126 36V33H124L125 31H123L125 29V25H126L127 20H128L127 17L128 16H129V18L131 17L129 13L131 12V10L133 8V7H131V3H129ZM173 3H174V7L176 6L175 8H173ZM164 10H165V12H164ZM177 10H179L181 13L178 14L179 11H177ZM184 10H186L187 13H182ZM186 11H184V12H186ZM188 14L190 16H188ZM86 16H88L87 21H86ZM90 17L93 18L96 21V23H98L97 24L98 26H96V23H94L95 21L93 22V20ZM183 17H185V18H183ZM189 18H190V20L188 21ZM197 18L199 19V21H201V23H198ZM185 19L187 20V22ZM192 19H194V21ZM88 20L89 21L91 20L90 23L88 22ZM98 20L103 22L102 23L103 25L101 24V22L99 25ZM91 22H93L92 24H94V25H92ZM108 22H111L110 23L111 25ZM185 22L188 23L186 26H185V24H186ZM150 23L153 24V27H152V24H150ZM84 24H85V27H84ZM86 24H87V26H86ZM90 24L92 25L90 27L94 26L92 29L89 27ZM107 24L109 25L110 28H112V30L114 28V31H112V30L111 31L113 33L117 32V34H112L111 31H109L110 33L107 34L108 30H109ZM105 25L107 27H105ZM112 25L115 27H112ZM121 25H122V27H121ZM86 27H88L90 29V30L88 29L89 32L86 29L84 30V28H86ZM115 28H116V30H115ZM155 28H154V31H155ZM82 30L84 32L85 31L86 32L81 33ZM149 30H151L153 33H151V31H149ZM147 32H150V33L147 34ZM43 33L45 36L44 35L42 36ZM155 33H157V32H155ZM110 34L112 35V38H111ZM108 35H109V37H108ZM113 35H114V37L116 35L115 39H118L117 41H119V42H116V40L115 41L113 40ZM153 35H155V37ZM41 36L42 37L47 36L46 38H48V39H45V40H48L49 43L48 42L46 43L44 40H42ZM118 36H119V38H118ZM164 36H166L165 38H167V40L163 41ZM152 37H154V38H152ZM126 38H128V36ZM122 39H124V42ZM121 40H122V42H121ZM111 41H114V43H111ZM169 42H171V41L169 40ZM121 44H123V45H121ZM152 44L154 46L156 45L155 43H152ZM161 44L163 46H161ZM175 45H177L176 47H178V48H176ZM116 46L118 49L119 48L121 49V50L119 49L120 51H117V52L121 53V55L123 56L122 59H121L122 56H120V54L116 52V50H118L117 48H115ZM112 48H114L115 51ZM179 48L181 49V51H179L180 50ZM67 50H69L70 53L72 52V54L74 53V56H76V58H74L75 60H77V58L79 57V59H78L79 61H75L73 58L70 57L69 54H68V56H69L68 57L66 55ZM94 51H97V52L94 53ZM239 52H241V53H239ZM97 53H99V54H97ZM72 54H71V56L74 57ZM89 54H91L93 61L90 59L91 56ZM115 54L118 55L120 57V59L117 56H115ZM87 55H89L90 57L88 56L89 57L88 58ZM43 56H45L48 59V60L44 59L45 57L43 58L45 61L47 60L46 61L47 64H45V65H43L44 64L43 62H45V61L41 59V57H43ZM81 56H85V57L82 58ZM114 56L117 57L118 59L114 58ZM107 57H108V59H107ZM39 58L43 62L40 63ZM37 59H39V60L37 61ZM104 59L102 58V60H104ZM87 60H88V62L90 61L91 63H88ZM30 61L32 62V64L35 61H37V63L39 62V64L40 65L42 64L43 66L41 67L39 64H36V62H35L33 65H36V66L38 65L37 67L39 68V71L36 73L35 71L38 69H36V67L33 68L32 64L29 63ZM67 61L71 62V63L67 64L68 65L67 67L72 65L73 68L76 69V71H77L76 74L79 73L78 74L79 78L78 77L77 78L80 82H78V83H81V85L83 84V86H85V88H84L85 90L83 92V89H82V92L87 94V91H88V93L91 94V95L85 94L88 98L92 95L95 96V97L92 96L90 98V99H92V101L88 100V98H87V100H85L87 102V103L85 102V105H84L85 107H88V105H89V107L92 106L94 108V110H93V108L91 107L93 111L90 108V110L93 112L92 113L91 111H89V115L91 112L90 116L88 114H86V112H85V110H87L86 108L84 109V111H82L83 109H80V106H83L84 102H79V97H78V101L74 102V100H73L74 103L77 102V104L78 103L80 104V106L79 105L76 106L74 103L73 104L67 103V101H68V100H66L67 98L65 99L66 102H64L65 100H62V99L65 97H63L61 99V98H58L57 94H56V96L54 94L56 92L58 94L60 92L61 93L63 92V88L61 91L60 86L62 85V87H63L64 85L61 84L62 83L61 81L63 79L64 80L67 79L68 76H66L65 74H61L62 72H64V70L66 71V69H64L65 68L64 66H66V64L64 63V66H63L62 63L63 62L67 63ZM85 61L88 64H90V66ZM26 62L29 63V65H31V66L28 65L30 68L35 70L33 72L35 74H33V75L31 74L32 69H30V71H29V67L27 66ZM122 62H124L125 64H123ZM83 63H85V66ZM108 63H106V66L110 65ZM60 65L64 67V68L62 67L64 70L60 69L61 67L59 68ZM255 65L258 66L259 72L261 75L257 79L254 78V79H250L249 81L244 80L245 71L248 68H250V69H251V67L254 68ZM169 66L172 67V70L169 68ZM10 67H12V69ZM7 68H9V70H7ZM69 68H68V70H69ZM58 69L63 70V71L61 72ZM74 69H73V71L75 72ZM94 69L95 68H93V70ZM169 71H171V72H169ZM59 72H61V73H59ZM74 72H73V74H74ZM69 73H70V71H69ZM159 73H158V75H159ZM66 74H68V73H66ZM27 75H29V76H27ZM64 75L67 78H65ZM69 77L71 78V76H69ZM97 77L98 76H96V78ZM73 78H75L77 80L76 77H73ZM75 79L72 82L73 84H69L70 89L67 87L68 86L67 81H66V83L64 80L63 81H64V84H67V86H66L67 90L69 89V91H72L74 93L75 92L79 93L80 87L78 88L79 89L78 90L74 86V85L78 84V83H76L78 80L75 82ZM153 80H154V83H153ZM98 82H100V78H99ZM70 83H71V81H70ZM59 84H60V86H58ZM154 84H157V85H154ZM81 85H79V86H81ZM94 85H96V86H94ZM152 85H154V86H152ZM175 85L177 86V88H180V89L181 88H189L188 82L184 81V80L179 82V83L176 82ZM41 86H43V87L46 86L45 88L47 90L45 89V91H42L43 88H41ZM57 86L60 87V92L58 91L59 89L57 88ZM161 86H163L162 87L163 89L161 88ZM47 87H50V89H51V87L52 88L56 87L57 90L55 89L56 92L54 90V92L51 93L52 90L50 92V89ZM94 87H96V88H94ZM97 87H98V89H97ZM130 87L134 88L135 86H133V84L131 83ZM40 88L42 89L41 91H40ZM64 88H65V86H64ZM86 88H88V89L86 90ZM212 88L213 87L210 86V88H204L202 91L206 92ZM66 89H65V91L67 93L68 91ZM92 89L93 90L96 89V90L93 91ZM91 90L93 92H91ZM46 91H49V93H46V94H52L51 96H55L56 99L57 98L61 99L63 102H60L59 100L54 101L55 99L53 100V98H52V100H53L52 103L54 105H52V106L48 105L49 107H47L46 104H50L51 102L49 103L50 100L49 99L45 100V98H49L51 96L50 95L48 96L46 94L43 96L41 95V94H44V92H46ZM59 95H62V94H59ZM72 95H74V94L72 93ZM72 95H70V93H69V96H72ZM79 95H80V93H79ZM88 95H90V96H88ZM251 95H257V97L251 96ZM45 96H47V97H45ZM82 96L84 97V94L81 95V97ZM86 96L84 97V99H86ZM74 97L77 98L76 93H75V96H72V98H74ZM253 97L255 99H253ZM76 98H74V99H76ZM69 99H71V98H69ZM94 99L96 100V103L93 102ZM98 101H99V103L102 102V103H100L101 105H99ZM55 102H58V103L60 102V103H59V105L55 106ZM69 102L72 103L71 100ZM92 102L95 104H92ZM88 103H90V104H88ZM86 104H88V105L86 106ZM126 104L127 103H125V105ZM128 104H129V106H127V107L128 108L130 107V108L128 109V113H126V111L124 110V118L127 119L129 122H131V124L128 123L129 125L128 124L124 125V123H123V126H126L123 128H120L121 127L120 124L122 122L121 120H119V122H120V123H118L119 125L114 124L117 129H119V130L121 129L124 132L121 131L122 132L121 133L118 130L113 131V133L115 134V135H112V138L114 137L113 140H120L121 139V141H122L123 136H124V142H125V143L123 142L124 144H128V143L131 144L132 143L131 145H136V146H140V147H144V148H148V149L153 148L155 146V144L148 137L146 138L144 136V138H135L134 140L132 138L134 136H136V134H138V132L144 131V128L149 126L148 124H150L152 119L155 117L154 116L152 118V116L155 114L144 112L145 108L140 103L139 104L137 103V104L143 109V111L142 110L139 111V106L134 107L135 103H134V105L131 103H128ZM44 105H46V107H47V109L45 107L46 111L42 110V109H44ZM131 105H133V107L135 109L132 108ZM50 106L52 108H50ZM94 106L95 107L97 106V107L95 108ZM77 107L80 110H77L78 109ZM89 107H88V109H89ZM127 107L125 106V108H127ZM81 111L83 112L82 115L80 114ZM44 112L46 113L45 115H44ZM36 113H38L37 117H39V116L42 117V115L40 113H42L44 115L42 118V122L45 125L44 124L42 125V123L37 122V120L38 121H40V120H39V118H36V115H37ZM87 113H88V111H87ZM74 114H76V113H74ZM84 114H86V117ZM95 114L96 115L98 114V115L96 116ZM87 115L89 116L88 118H87ZM102 115H101V117H102ZM73 116H75V115H73ZM258 116H259V114H258ZM258 116H255V117H258ZM255 117H253V119ZM260 117L255 118V120H253L254 122H256V123H253L254 125L251 124V126H253V128L251 126L248 127V128H250V127L251 128H250V130L246 131V132L249 131V135H248V137H246L247 140L245 139L246 141L244 142V143L248 142L247 143L248 146L244 145L248 154H250V150H251V154L249 155V157H250L249 161H251V162H249L250 167L252 166L254 168V170L259 175L257 174V177L254 176L255 178L251 179L252 181H250L249 182L250 184L247 185V187H246L247 189H245L246 195H244V194L241 195V196L244 195L245 197H239V198H242V199L244 198V199L243 200L237 199L232 203V206L230 205L228 207V209L231 211L227 210V213L224 217L230 218V215H231V219L228 220V218L223 217L224 219L221 220V223L223 220H225V221H223V223L224 222L225 223H224V225L222 223L223 227H222L221 223L219 225L222 227V229L221 228H219L220 230L216 229L217 232H214V229H211V230H213L212 232H214V234H215L214 239H216L217 244L215 243L214 239H212L214 243L212 242L210 244L211 245L216 244L215 246H217V247L216 248L214 247V248L217 249L218 251H221V253H222V250L224 248L226 249V250L224 249V251H227V247H225L224 245H226V246L229 245V242H232V240H233L232 237L234 235H235L234 236L235 239L233 240L232 243H238V242L241 243V240H240L241 238L239 237V234L236 233L237 231L240 233L241 230L235 231V226H237L235 224L237 223V221L240 222V220L244 219L243 217H248L246 221L243 220L244 224H245L248 221V219H249V221L252 219L251 217L254 216L255 213L261 211L260 210L261 208L258 209L256 206V205H258V203H259L258 201L261 198L260 199L258 198L259 199V200L257 199L258 201H254L257 196L260 197L264 193V190L263 191L261 190L262 188H264V135L260 139H258V137H257V136H259V132H260V131L259 132L257 131V129H258L257 127L259 125H261V123H262V125L264 124L263 116L261 117L263 120H261ZM69 119H67V120H69ZM81 119L82 120L84 119L83 122L84 121L85 122L82 123ZM150 119H151V121H150ZM62 120H64V122L61 123L62 125H60L59 123ZM137 120H139L140 123L142 121V124H140ZM143 120H145V121L149 120L150 122L148 121L147 123H145L143 125ZM36 122L38 124L42 125V126L39 125V127L37 126L38 129L35 128ZM74 122H70V123L72 124ZM89 123H87L86 125L89 126L90 125ZM33 124H35V125L33 126ZM132 124L135 125V127ZM256 124H257V126L254 128V126ZM46 125L47 126L54 125L55 126V127L53 126L54 128H57V125L58 126L60 125L58 127L59 128L58 130H60V131H61L60 128L63 127L64 129L62 128L63 129L62 132H64V133L61 132V134H63L64 136L67 135L65 138L62 135L65 140L64 139L62 140V138L59 137L58 140L53 141L54 139H57V138L53 139L52 138L53 136L51 135V133L49 135V129L45 128L48 130L47 131L48 133L46 132L47 133L46 135L51 136L50 138L53 139L52 140L53 142H52L50 140V138H48V136L45 135V137L48 138V140L46 141L45 138L43 137L44 136L43 134L45 133L44 126H46ZM117 125L119 127H117ZM130 125H132V126H130ZM137 125L141 129L143 128V130L137 128L138 127ZM262 125H261V127L260 126L259 127L263 128L264 125H263V127H262ZM32 126L35 128V130H33L34 128ZM51 126H49V128H52ZM68 127H70V128L68 129ZM79 128H78V130H79L78 133L80 131L83 132L84 129L80 130ZM85 128H86V126H85ZM243 128H242V130H243ZM260 128H259V130H260ZM53 130H55V129H53ZM65 130H67V132ZM244 130H246V129H244ZM243 131H241V132L243 133ZM246 132H245V134L243 133L244 137L248 134ZM68 133H70V134H68ZM79 134H77V135H79ZM21 136L27 137L28 140L30 139V141L33 140L32 143L37 142L36 145H38L39 150H38V153L36 155V158H34V159H37V162L40 161L43 168L42 167H40V168L35 167L36 164H35V166L33 165L35 161L34 162L32 161L33 162L32 163L30 160V162L28 163L29 158H31V159L33 158V157H30L31 155L29 156V154H31V153L36 154V153H33V152L29 153V152L23 151V149H22L23 147H21V146H25L24 144H27L25 142H27L28 140H27V138H25L26 141H23L24 138H22ZM36 138H39V139H36ZM40 138H42L43 141H41ZM21 139H22V142L24 143L23 145H22V143H19V141ZM60 139L62 140L61 143L59 141ZM34 140H37V141L35 142ZM106 140L104 139L103 141L107 146ZM17 141H18V145L21 144V146L18 148L22 149L23 154L26 152L25 154L28 153V156H29V157L26 156V157H28L27 160L24 159L25 156L23 158L21 156V159L25 160V161L23 160L22 162L23 163L26 162L27 165L32 164L34 166L33 167L31 165L33 167V169H32V167H30V165H28L29 166L28 168H30V169L26 168L25 167L26 163L23 164V163H21V161H19L20 157L18 156V154H20V153L18 151L19 149H17L18 145L16 146ZM38 141L42 142V144L43 143L44 144L42 145L41 143H38ZM57 141H59V142L57 143ZM103 141H102V144H104ZM55 142L58 144V146L60 148L57 146V144H54ZM30 143L31 142H29L28 144L30 145ZM93 146H95V145H93ZM93 146H89V147L94 148ZM101 146H103V145H101ZM171 147H169V149ZM247 147H248L249 152L247 150ZM14 148L17 149L18 152L16 150H14ZM63 148L65 149V151ZM95 148H96V146H95ZM172 148L171 149H172L173 153L170 155L175 157V155H174L175 152L173 151L175 147H172ZM21 149H20V151H21ZM56 149L63 150L64 153L68 156V157L66 156L68 159L65 158V154H62L63 151L57 150L58 153H60V152H62V153H60L61 155L59 154L60 156L56 155V153H55V152H57V151H55ZM99 149H103V148L99 147ZM14 151L17 152L18 154H16ZM34 151H37V150H34ZM53 153H55V155L57 157L59 156V159L56 160L57 157ZM10 155H11V158H9ZM48 155L49 156L52 155L53 159H54L53 161H56L57 164L62 163V162H63V164H65L64 160L67 161L69 159H70L71 163L67 161L68 165H69V163L73 165V162L75 164V166L74 165L71 166L72 168L71 167H69L70 169L68 168L69 171L66 169L67 171L63 172V176H65V174H66V176L64 177L65 178L64 183L60 180L61 184L63 183L62 184L63 186L60 185L61 189L59 188L60 186H58L60 183H59V181H57V179L59 178L57 176H60L62 173L60 174V172H56V173H58V175L56 174L57 176L56 175L54 176L52 174L56 170L54 165L57 166V164L52 163V165L50 166V162L47 160H51L52 156L49 157ZM62 155H64V156H62ZM98 155L100 156V158H98ZM172 156H170V157H172ZM63 157H64V159H63ZM170 157H169V159H170ZM176 157L178 158V156H176ZM80 158H81V156H80ZM84 158H86V159H84ZM97 158L99 160H97ZM45 159H46V162H49V164L44 162ZM175 159L174 160L171 159L172 161L170 160V162L172 163V165L179 166L180 165L179 163L182 162V159L180 160V157H179V160H175ZM87 160H88V162L90 161V163L92 162V165H90L88 163V165L86 167ZM179 161H181V162H179ZM19 162L21 164L25 165L23 167L21 166L22 170L26 168V171L25 170H23V171L27 173V176L32 175L31 178L30 177L27 178V177H25V175H23V171L20 169V165H19L20 163ZM37 162H35V163H37ZM177 162H179L178 163L179 165H177ZM40 163H37V166H39L38 164H40ZM44 163H45L46 167L44 166ZM47 164L49 165V168L54 166V168H51V170L52 169L53 170L55 169V170L54 171L49 170V172H50L49 173L48 172L49 168H48ZM68 165H67V167H68ZM3 166H5L4 169L2 168ZM58 166H61V165L59 164ZM58 166H57V170L59 169ZM128 166H129V163H127V165L126 164H124V165L120 164V165H118V167L117 166L116 167L118 168L119 171L125 172L129 176L130 173L128 171L129 170ZM99 167H101V166H99ZM99 167H96V169H99ZM170 167H172V166L170 165ZM41 168H42V170L47 168L46 172L44 170H43L44 171L43 172L41 170ZM60 168H62V167H60ZM31 169H32V171H31L32 174L30 175L28 171H30ZM130 169H131L130 172H132L133 168L131 167V164H130ZM3 170H5V171H3ZM39 170H41V171H39ZM198 170H200V169H198ZM82 171H83V173H81ZM192 171L195 172V170H192ZM200 171L204 172L202 169ZM19 172H20V174H19ZM40 172H42L44 174V176L45 175L48 176L47 174H49V176H50V174H51L52 176L49 177L50 180L48 179V177H46L50 182L52 179H56L55 182L56 181L58 182L57 183L58 185L55 188L56 190H53V192H52L53 196L51 195V197H49L50 188H49V190H47L48 189L46 186L47 183L45 181L46 178L44 177L45 180H43L42 182L40 181L41 177L43 179V175H41ZM198 172L199 171H197L196 173H193V174H201V172L200 173H198ZM209 172H211V170ZM252 172H254V171H252ZM260 174H261V176H260ZM253 175H254V173H253ZM131 177L132 176H129V178H131ZM18 178H21V179L19 180ZM29 178H30V180H29ZM60 178H62V180H63L62 175ZM261 178H262V180H261ZM25 179L28 181V182L26 181L27 183H25ZM21 180H23L25 184H23V181L20 182ZM80 182H82V181L80 180ZM42 183H45V184H42ZM48 184H50V183H48ZM82 185H83V183H82ZM48 187H50V186L48 185ZM52 188H53V186H52ZM57 188L60 189V193H59V190ZM78 188H80V186ZM87 188L89 189V186ZM91 189H92V186L89 189L90 191L89 192L87 191L88 195H90V196L84 195L87 198L88 203L90 202L91 204H94V203L96 204V202H98V200L99 201L100 200L105 201V199H104L105 198L104 193H106L105 189H103V190L97 189V188H96L97 190H93V189L91 190ZM84 190H86V189H84ZM16 191H19V192H17L18 194H15V195H18V197L13 198L15 196L14 192L16 193ZM260 191L262 193L261 195L259 194ZM84 192L86 193V191H84ZM84 192H83V194H85ZM71 193H73V194H71ZM257 194H259V195H257ZM12 195H14V196L11 197ZM61 196H59V199L62 198ZM50 198L52 199L51 203L53 202L54 205H51V203L49 202ZM88 198L90 200H88ZM59 199L57 198V200H59ZM40 200L45 202L46 206L43 205V207H41L42 202ZM166 201L164 203V205L167 204L166 209L170 208L171 210L173 209L172 211H174V207L171 206L170 201L168 200L169 202L167 201V203H166ZM238 202H240V203H238ZM255 202H257L256 205H255ZM98 203H100V202H98ZM105 203H106V201H105ZM105 203L103 204V202H102V207H103V205H105ZM234 203H238V204L234 205V207H233ZM36 204H39L38 205L40 207V208H38L39 211H36V209L38 207V206H36ZM42 204H44V203H42ZM56 204H58V202H56ZM34 206L36 207V209H33ZM91 206H95V205H91ZM44 207H45V209L43 210ZM104 207L106 209L101 208V209H103L102 211L100 209H99L100 212L98 210L97 211L99 212V214L100 213L102 214L101 217H103L105 215V217L107 218L105 220V226H109V228H110V226H112L113 228L111 227V230H110L108 227L107 228L103 227V229L104 228L107 230L109 229V231H111V233L113 231H117L116 229H118V232H116V233L113 232L112 235L108 231V233L111 235V237L112 236L115 237V235H116V238L112 239L110 237V235H107L110 237V238L108 237L110 239L109 240L106 236H104L105 235V233H104V235H101L102 236L101 241L105 240V239H103V236L107 239L105 240L106 242L104 241L102 243L100 240L98 241V239H97L98 237L96 238V237L92 236L93 225H95L97 223H94L90 226L92 229L88 228L87 227L88 225L86 224V222L81 221L82 219L79 220V223L77 220L76 223L78 224V226L74 224V229H76V231H79L77 229H81L80 231L82 233V236L84 235L83 241L86 240V241H84L86 244L88 241H90V243L87 246L82 247V251H84V253H89L90 255L88 254L86 258L89 259L91 256L90 259L94 263L96 262V259L98 257H99V259H102V260L104 258V262L106 260H109L106 257H108V256L110 257V255H111V259L114 258L112 255V251L114 249H116L114 246L119 247L121 245L120 247H122L124 245V247L121 248L123 250L124 248H127L125 246L131 245L130 242H132V239L129 242V244L127 242L130 239L128 240L126 238L125 240L127 242H125V240H123L124 237H127L125 232H123L124 228L122 229L123 233L121 232V230L119 231V229L122 228V225H123V227H125L124 230H127V228H129L131 226V223L136 224V222H133L134 220H132V222L127 223L129 216H125L124 217L125 220L123 219L124 221L123 220L120 221V219H121L120 217L117 218L116 216H113L115 213V210H114V207L109 206V204H108V206L106 205ZM107 207L110 210H108ZM40 209H42V211ZM257 209L260 211H257ZM111 210L114 211L113 214H112V212H111V214L109 213ZM196 210L197 209H195L194 211L196 212ZM38 212H42L41 213L42 215L39 214ZM43 212L45 214H43ZM195 212H193V214ZM213 212H214V210H213ZM228 212H230L231 214L229 215ZM108 213L110 214L108 216H111V218L106 215ZM206 213H208V212H206ZM196 214H197V212L193 216L195 217ZM202 214H200V215L202 216ZM213 214H216V213H213ZM250 215H252V216H250ZM49 216L51 219L49 218ZM112 216L114 217L113 220H112ZM197 216L198 215H196L195 219L192 220V222L193 221L196 222V218L199 221H200V219L203 218V216H202V217H199V219H198ZM126 217H127V219H126ZM130 217H132V216H130ZM130 217H129V221L131 219ZM215 217H217V215L216 216L211 215V218H210L211 221H212V218L214 219ZM109 218L111 220V223L109 222L110 225H108L109 223L106 224L109 221ZM115 219H117L118 225L116 224L117 223L116 222L114 224L116 226L115 230L112 231V229H114V226L111 224H113V222L116 221ZM132 219H134V218H132ZM204 219L205 218H203V220ZM226 219L228 222L226 221ZM185 221L186 220H184V222L183 221L179 222V223L177 222L176 223L177 225L176 224L171 225L172 230H169V229H171V226H169L168 229L166 226L167 231L168 230L169 231L165 232V233H167V234L168 233H171V234L174 233L172 235L169 234L170 236L169 235L168 236H159V234L165 235L163 233L164 229H162L163 227L165 228V226L164 225L161 226V224H159V223H157V224L160 226H158L157 224L154 225L152 223L155 228H157L156 226H158L159 230L158 229L154 230L153 225L150 227L151 229L148 228L149 225L144 227V228L147 227V229L145 231H147L148 229L151 230V232L153 231L151 235L153 237H155V234H156L155 238H153L152 236L151 237L145 236L143 234L144 231L141 230L142 233L140 235L142 237L138 236V237H140L139 240L140 239L143 240V241L141 240L142 243L140 242L141 245H143L144 241L146 244L147 243L150 244V242L153 239L150 246L146 247L148 244L147 245L144 244V246H143L145 248V253H147L146 251H148L147 250L148 248H151L150 249L151 251L150 250H149L150 252L148 251L149 254H151L150 256L153 257V258L148 257L149 260L151 259L150 264H163L164 262H165L164 264H166V263L167 264H175L177 259L175 261H174V259H171L174 261V263H173V261H171V263H169L170 261L166 260V259H168V258H166V256H168L170 258V256L172 255V254L167 255L168 254L167 252L169 250L171 251V249H168L169 247H172L173 249L175 248L178 251L181 248V246L184 245V247H185V244L188 245L189 243H191V244L194 243V245L196 244V246L199 247V245L201 243L199 241V239L201 238L200 240H204L205 236L208 237L209 234L204 235V233H206L208 230L207 226L208 227L210 226L207 224L208 223L207 220H206L207 223L204 221L205 223L202 222L200 225H198V221H197V223L191 222L192 225H190V226H189L188 222H190L191 220L190 221L187 220L186 222ZM243 221L240 222L241 224L238 223L239 227L237 226V229L238 228L242 229L241 227H243V225H242ZM123 223H125V225L126 226L128 225L129 227L127 226V228H126V226ZM183 223H184V225H183ZM185 223H186V225H185ZM212 223H214V221ZM194 224H197L198 225L197 227H200V226L202 227V225L206 226L205 224H207V226L205 227L207 230L204 231L205 228L204 229L197 228L196 226H194V227L197 229L189 228V227L193 226ZM46 225H48V224H46ZM84 225H86V226H84ZM179 225H181L183 227H181ZM213 225L211 227H213ZM240 225H241V227H240ZM48 226H51V225H48ZM76 226H77V228H76ZM118 226H120V227H118ZM176 226L179 228H177ZM42 227H45V224ZM131 227H133V226H131ZM180 227H181V230H179ZM97 228H98V226L95 225V229H96L95 231L98 230ZM133 228H136V227H133ZM175 228H177V231L175 230L176 232L174 231ZM45 229H49V228L43 229L44 233L46 235L47 230L45 232ZM129 229L134 230L132 228H129ZM83 231H85V232L89 231V232L84 234ZM154 231L155 232L157 231V232L155 233ZM159 231H160V233L157 235V233ZM119 232H120V234L122 233L124 237L119 236L120 235ZM108 233L106 231V234H108ZM148 235H150V234H148ZM37 236L41 237V239L40 238H39L40 240L37 239L38 238ZM87 236L89 237V240L86 239ZM90 237L92 238V242H91ZM122 237H123V239H122ZM136 237H137V235H136ZM202 237H203V239H202ZM143 238L144 239L147 238L148 241L150 240V238H152V239H151V241L147 242V240H144ZM236 238H238V239L240 238L239 239L240 241H238ZM136 239H133V240H135V242H136ZM139 240L137 239V242H139ZM195 241H197V242L195 243ZM204 241H202V243ZM208 241H210V240H208ZM135 242L133 241L134 244H136ZM227 242H228V244H227ZM207 243L208 242H206V246H207ZM232 243H231V245H232ZM191 244H189V245H191ZM210 244H208V247L211 246ZM231 245H229L228 248L232 247L231 250H234V247L237 244L236 245L233 244L235 246H233V245L231 246ZM108 246H109V248H113V247L114 248L113 249H107ZM134 246H135V248H134L135 250L134 251L132 250L131 252H135V251L136 252L132 253V256L137 255V253H138L137 251L139 250V248H141L140 245H137L138 247L136 245H134ZM134 246H131V248H128L127 250H131ZM206 246H205V248H206ZM222 246H224V247H222ZM237 246L235 248H237ZM239 246H240V244H239ZM166 247H168L167 248L168 251H167ZM189 247H191V246H189ZM164 248L166 249V251H164L165 250ZM195 248L196 247H194V249ZM212 248H213V246L208 249V252L210 250V253L214 254V252H212ZM72 249H73V247H72ZM74 249H76L75 246H74ZM106 249L110 250V251H106ZM121 249H119V251ZM190 249H192V248H190ZM95 251H97V252L95 253ZM139 251H141V250H139ZM213 251H215V250L213 249ZM216 251H215V253H216ZM224 251H223V253H225ZM98 252L100 253V255L102 254L101 252H105V255L107 253L108 256L104 257L105 255L103 253V255H104V256L102 255L103 257H101V256L97 257L96 254L99 255ZM108 252L111 254H109ZM116 252L118 253L117 250H116ZM125 252H126V250L122 251V254L126 255L127 252L129 253V251H127L126 253ZM161 252L162 253L165 252V254L160 256L162 254ZM196 252L197 251H195L194 253H196ZM119 253L121 254V252H119ZM174 254H177V253H175V252L173 253V255H172L173 258H174ZM218 254H219V252H217L216 255H218ZM94 255L97 258L94 257V259H93L92 256H94ZM114 255H115V253H114ZM140 255L138 253V256H140ZM220 255H223V254H219L218 256H220ZM128 256H130V257L128 258ZM128 256H127V258H125L122 255V257L124 259H128V261L132 258V261L130 260L131 262L134 261L135 257L138 258V256L132 257L130 254H128ZM190 256H192V255H190ZM194 256H192V257H194ZM199 256L196 255V257H197L196 259H198V258L200 259ZM212 256H214V255H212ZM24 258H27V257L24 256ZM63 258H62V261L65 262L67 260V258H69V257H67L66 260H65V258L64 259ZM105 258H106V260H105ZM140 258H141V256H140ZM177 258H178V256H177ZM180 258L182 260V259L186 258V256L184 258L183 257H180ZM99 259H97V262ZM142 259H143V257L140 259L141 262H142ZM23 260H24L23 262L25 264L30 263L29 262L30 259H26V260L23 259ZM137 260H139V259H137ZM147 261L148 260L146 258L145 262H147ZM32 262L33 261H31V264H33ZM129 262L127 264H129ZM143 262H144V260H143ZM177 262L179 263L178 260H177ZM202 263L207 264V262H204V261L203 262L201 261V264ZM147 264H148V262H147Z\"/></svg>",
  "mask_w": 264,
  "mask_h": 264
}]
</instances>
